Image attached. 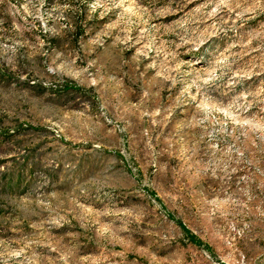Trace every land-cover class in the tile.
<instances>
[{
	"label": "rangeland",
	"instance_id": "374dc122",
	"mask_svg": "<svg viewBox=\"0 0 264 264\" xmlns=\"http://www.w3.org/2000/svg\"><path fill=\"white\" fill-rule=\"evenodd\" d=\"M0 264H264V0H0Z\"/></svg>",
	"mask_w": 264,
	"mask_h": 264
},
{
	"label": "trees",
	"instance_id": "16d2710c",
	"mask_svg": "<svg viewBox=\"0 0 264 264\" xmlns=\"http://www.w3.org/2000/svg\"><path fill=\"white\" fill-rule=\"evenodd\" d=\"M180 226L183 228L184 232L186 233V235L188 236V238L195 243H198L200 241V239L198 238V236L196 234H194L189 228H187L182 222H180Z\"/></svg>",
	"mask_w": 264,
	"mask_h": 264
}]
</instances>
